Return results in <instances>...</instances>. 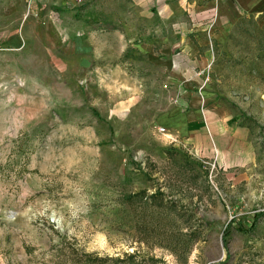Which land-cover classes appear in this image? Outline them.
I'll return each instance as SVG.
<instances>
[{
	"label": "rangeland",
	"instance_id": "obj_1",
	"mask_svg": "<svg viewBox=\"0 0 264 264\" xmlns=\"http://www.w3.org/2000/svg\"><path fill=\"white\" fill-rule=\"evenodd\" d=\"M65 1L0 0V264H264V0H169L156 34ZM204 83L241 167L165 123Z\"/></svg>",
	"mask_w": 264,
	"mask_h": 264
},
{
	"label": "crops",
	"instance_id": "obj_2",
	"mask_svg": "<svg viewBox=\"0 0 264 264\" xmlns=\"http://www.w3.org/2000/svg\"><path fill=\"white\" fill-rule=\"evenodd\" d=\"M101 7L102 18H119L118 25L112 26L107 33L116 32L117 34H137L143 30L149 33H158L156 25L157 14L167 17L169 11H164L169 0H102ZM204 3L203 8L214 6L217 10L220 6L227 8L231 4H223L222 0H199ZM64 2V1H63ZM65 2L73 3L74 0H66ZM231 1L229 0V3ZM206 6V7H205ZM232 15V11H223L216 13V18H228ZM155 24H151V19ZM141 19H147L149 25H142ZM125 23V24H123ZM206 29V28H205ZM209 30L221 33L220 26L210 27ZM188 29H181L180 33L187 32ZM123 49L132 48L138 52H145L149 57L153 56V45L151 42H141L139 40L129 41L123 40ZM184 77V75H183ZM193 80L196 81V75ZM190 79V76H188ZM183 80H185L183 78ZM199 85L194 96L183 104L173 108V117L165 121L170 130L177 133L181 141L191 145L196 150L201 151L206 157H214L215 164L222 167H241L252 160L253 151L248 133L245 127L234 123L231 120L232 115L222 110L213 109L209 101L210 96L202 91ZM193 91V90H191ZM198 93V95H197Z\"/></svg>",
	"mask_w": 264,
	"mask_h": 264
},
{
	"label": "built area",
	"instance_id": "obj_3",
	"mask_svg": "<svg viewBox=\"0 0 264 264\" xmlns=\"http://www.w3.org/2000/svg\"><path fill=\"white\" fill-rule=\"evenodd\" d=\"M80 0H74V2H79ZM157 132H163L164 128L163 127H157L156 128Z\"/></svg>",
	"mask_w": 264,
	"mask_h": 264
}]
</instances>
